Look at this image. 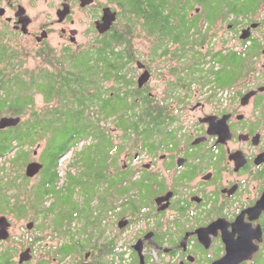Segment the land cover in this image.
Listing matches in <instances>:
<instances>
[{
	"label": "flooded vegetation",
	"instance_id": "af4514ba",
	"mask_svg": "<svg viewBox=\"0 0 264 264\" xmlns=\"http://www.w3.org/2000/svg\"><path fill=\"white\" fill-rule=\"evenodd\" d=\"M39 1L55 19L35 26ZM125 1L0 0V58L1 47L13 51V71L32 92L27 111L0 120L31 121L38 147L30 154L18 137L1 153V132L11 128L0 130V219L12 214L1 210V194L13 205L24 197L34 212L39 186L50 191L41 207L51 218L65 210L56 197L68 193L70 171L82 172L75 161L83 154L94 160L98 199L93 227L13 235L11 223L0 264H264V0H143L142 31L132 24L123 37L141 38L142 52L115 44L128 27ZM106 11L116 14L108 28ZM82 13L96 37L88 45L73 28ZM70 78L93 81L90 107L76 87L59 90ZM70 94L80 96L77 109L65 106ZM85 121L92 135L70 141V122ZM20 161L23 176L11 178ZM31 163L43 165L33 178ZM25 182L28 191L11 193Z\"/></svg>",
	"mask_w": 264,
	"mask_h": 264
},
{
	"label": "trees",
	"instance_id": "16d2710c",
	"mask_svg": "<svg viewBox=\"0 0 264 264\" xmlns=\"http://www.w3.org/2000/svg\"><path fill=\"white\" fill-rule=\"evenodd\" d=\"M128 7H125L123 12L125 13V19H127L128 23H125L128 25L127 29H125L124 32L119 33L117 40L115 41V44L118 46L123 47V49L128 50V46L131 45V41L126 40L125 36L128 34H131V28L130 26L135 25L133 28H138L140 31H142L140 26H137V24L141 25V20H143L144 16L142 14L143 12V0H127L125 1ZM143 26V25H142ZM106 47H109V45H106ZM106 47L104 49H106ZM111 49V45L109 47ZM112 49H116L115 47ZM86 64H82L84 67L89 68L90 59L88 58L85 62ZM15 66V56L13 54L12 50H8L6 47H1V58H0V114H4L6 112L12 111L13 113H17V115H21L24 113L23 110L27 111L29 109L30 105V96L31 91L26 90L24 92V88L21 86V82L18 80V77L16 73L13 71V67ZM4 68V70H2ZM65 87L60 88L59 90L62 91L64 94L70 93L74 90L76 87L77 90L81 93H85L84 95V102L83 105L89 106L91 104V99L89 97H86L90 92L91 85L93 84V81L88 80L87 83H81L77 81V79H67L62 82ZM76 84V86H75ZM57 91H54V94H56ZM80 96H73L69 95L68 100L69 103H66L65 106H69V109L74 106L75 109H77V104L80 106ZM22 105V106H21ZM21 107V108H20ZM73 110V109H72ZM59 125H62L59 124ZM123 125L126 129H129L130 126H134L135 124L132 123H123ZM129 125V127H127ZM93 126L94 124L92 122H78V123H72L69 124V139L70 141L73 139L74 134L82 133L84 136L92 135L93 133ZM32 129V123L29 120L24 121L22 124H20L19 128H11L7 132H1V153H4L5 150L10 149L12 145V141L15 138L21 137L22 138V145H29L31 144V138H30V132ZM89 152H92L93 146H90ZM88 152V151H86ZM82 155V153L80 154ZM76 163L79 162L80 164H76L78 166V169L82 172L80 174H74L72 171L69 173V189L68 193L65 194L62 198L59 197V195L56 197L57 200L61 204H65L66 208L62 206L60 210V213L51 218L50 213L52 210H46L43 209L41 206H43V197L48 195L47 190H45V186H39L35 193L33 194L34 200H33V211L37 215L41 216L45 220L50 221V227H53L54 230H57L59 232V235L62 233L59 231L66 223L71 224L72 222H76L77 227L82 228H88L93 227L95 225V210H96V202L97 199V191H96V179L94 177V160L90 158L89 154H83V158L79 161L76 160ZM50 164V163H49ZM51 165V164H50ZM56 178L58 177L57 174H55ZM51 181V179H48ZM47 180V181H48ZM57 180H59L57 178ZM55 189V188H54ZM58 194H62V191H60ZM75 195V197H74ZM10 197L7 196V193L1 194V210L3 211H9L10 213H18V215L22 214L23 211L26 210V205H17L13 206V204L10 202ZM44 228V227H43Z\"/></svg>",
	"mask_w": 264,
	"mask_h": 264
},
{
	"label": "rangeland",
	"instance_id": "374dc122",
	"mask_svg": "<svg viewBox=\"0 0 264 264\" xmlns=\"http://www.w3.org/2000/svg\"><path fill=\"white\" fill-rule=\"evenodd\" d=\"M9 12V11H8ZM10 13V12H9ZM9 13L6 15L8 16ZM30 13L32 14L35 23L34 25L36 26V24L41 25L45 22L51 21L55 19V12L52 8H49L43 1H39L36 3V6H34L33 9H31ZM76 25L73 27L75 29H77L80 32V37H79V42H81V44H89L90 42L94 41L96 39L95 35L93 33H88V30H92L91 28V23H92V19L90 18V15L88 13H82L79 14L78 16H76ZM3 21H5V18L2 19ZM45 21V22H43ZM121 23H128L127 19L122 18ZM10 32V31H8ZM11 33V32H10ZM12 35V33H11ZM141 36V35H139ZM57 45V41L55 42ZM80 44V43H79ZM80 44V45H81ZM132 47H127L130 48V50H138L140 52H142L144 50V43L143 40L141 38H135L132 42H131ZM130 45V46H131ZM83 46V45H81ZM29 66L30 67H35L36 62L32 59H30L29 61ZM37 103L39 105V107H42L44 105L43 103V99L41 96H37ZM1 116H8L6 113L1 115ZM28 117V114H27ZM26 117V118H27ZM26 118H24L23 120H25ZM27 120V119H26ZM24 122V121H23ZM22 122V123H23ZM45 143V141L43 142V144ZM28 150V153L32 154L33 150H38V147L36 145L34 146H26L25 147ZM43 148V147H42ZM16 153L17 151H13L12 154H10L7 158V160L1 161V165L5 164L7 166L10 165V162H12V158H16ZM69 157H65L64 159V164L65 166L67 165V163L71 162V158H72V154L68 155ZM22 161H20L19 163H17V165H15V167H13V169H10V177L11 178H16L19 176L20 172L21 175L23 176L24 174V166L22 167L21 163ZM59 177L62 180H65V175H66V171H64V169H60L59 170ZM44 174L41 175V177H43ZM41 180V179H40ZM39 183V179L37 178L32 185L38 184ZM26 185L24 186H19V187H14V189L11 191L15 192V195L19 194L20 189L22 190V194L24 191H28L29 186L31 185L30 182H25ZM29 185V186H28ZM26 199L24 197H19V200H17L14 204L15 206L17 205H26ZM14 206V205H13ZM29 206L26 205V210L23 211L22 214L18 215V213H14V214H3L6 215L9 218V221L12 223V232L13 235H19L22 230L21 228L27 227V224L30 222H33L35 224L36 227H41L42 230L37 231V232H41L43 234L45 233H51L53 232L51 229H48L50 227V221L49 220H45L43 219L41 216L37 215L36 213L32 212L31 210L28 209ZM44 227V229H43ZM53 237H60L58 235H52ZM51 242H53V240H51ZM15 243V242H13ZM9 245V244H8ZM8 245L5 246V248H8ZM15 245V244H14Z\"/></svg>",
	"mask_w": 264,
	"mask_h": 264
},
{
	"label": "water",
	"instance_id": "95a60500",
	"mask_svg": "<svg viewBox=\"0 0 264 264\" xmlns=\"http://www.w3.org/2000/svg\"><path fill=\"white\" fill-rule=\"evenodd\" d=\"M21 14L25 13V10L21 9ZM19 12V13H20ZM4 13L1 11V15ZM27 18V17H26ZM116 20V14L111 13L110 16V11H106L105 17H104V22H106L107 28L109 25ZM21 124V117H16V118H10V117H4L0 120V130H5L7 128H12V127H17ZM43 165L38 164V163H31L28 165L27 170H26V175L29 178L35 177L37 174L40 173L42 170ZM35 224L33 222H30L27 224V227L32 228L34 227ZM11 227V222L6 216L1 217L0 219V240H8L10 237L9 233V228Z\"/></svg>",
	"mask_w": 264,
	"mask_h": 264
}]
</instances>
